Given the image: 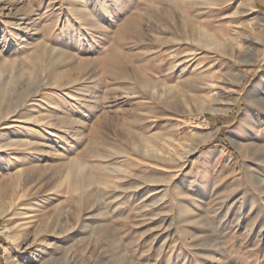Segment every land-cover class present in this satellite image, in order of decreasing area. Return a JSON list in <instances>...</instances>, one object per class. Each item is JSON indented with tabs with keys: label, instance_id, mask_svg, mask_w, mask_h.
<instances>
[{
	"label": "rangeland",
	"instance_id": "rangeland-1",
	"mask_svg": "<svg viewBox=\"0 0 264 264\" xmlns=\"http://www.w3.org/2000/svg\"><path fill=\"white\" fill-rule=\"evenodd\" d=\"M261 97L264 0H0V264H264Z\"/></svg>",
	"mask_w": 264,
	"mask_h": 264
},
{
	"label": "bare ground",
	"instance_id": "bare-ground-1",
	"mask_svg": "<svg viewBox=\"0 0 264 264\" xmlns=\"http://www.w3.org/2000/svg\"><path fill=\"white\" fill-rule=\"evenodd\" d=\"M158 94V93H157ZM153 96H156V94L155 93H153ZM159 96V95H158ZM257 102L259 103V104H262L263 105V107H264V97H261V98H258L257 99ZM4 115V114H3ZM1 117V116H0ZM8 118V115H4V116H2L1 118H0V125L4 122V120H6ZM19 172V171H18ZM21 172V171H20ZM20 176H21V174H20ZM14 193H16V192H14ZM7 194V193H6ZM36 262V261H35ZM36 264H46V263H44V262H40V261H37L36 262Z\"/></svg>",
	"mask_w": 264,
	"mask_h": 264
},
{
	"label": "trees",
	"instance_id": "trees-1",
	"mask_svg": "<svg viewBox=\"0 0 264 264\" xmlns=\"http://www.w3.org/2000/svg\"><path fill=\"white\" fill-rule=\"evenodd\" d=\"M223 119H225V118H223ZM0 226H1V222H0ZM3 241V238L0 236V242H2Z\"/></svg>",
	"mask_w": 264,
	"mask_h": 264
}]
</instances>
